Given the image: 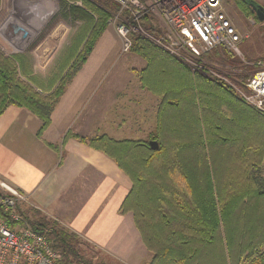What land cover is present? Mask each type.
<instances>
[{"label":"trees","instance_id":"1","mask_svg":"<svg viewBox=\"0 0 264 264\" xmlns=\"http://www.w3.org/2000/svg\"><path fill=\"white\" fill-rule=\"evenodd\" d=\"M236 1L259 21L250 6L251 1L258 4L255 0ZM82 2L69 8L83 21L84 33L73 44L77 50L68 49L46 84L30 75L24 54L7 55L0 48V115L10 105L26 107L42 119L40 133L49 126L66 87L121 8L116 0ZM16 18L9 9L0 27ZM142 22L151 34H161L152 15ZM130 50L147 61L135 69L142 85L161 97L148 139L86 137L73 131L64 139L76 137L105 152L130 177L121 211L134 213L153 254L149 264H264V110L239 98L218 76H193L187 65L142 34H132ZM203 57L209 63L238 61L225 48ZM258 63L242 62L241 71L230 75L247 90ZM150 139L158 140L159 148L152 149ZM18 209L19 222L2 210L0 215L12 227L21 223L45 235L60 253V264H107L88 256L81 238L58 221L27 205Z\"/></svg>","mask_w":264,"mask_h":264},{"label":"crops","instance_id":"2","mask_svg":"<svg viewBox=\"0 0 264 264\" xmlns=\"http://www.w3.org/2000/svg\"><path fill=\"white\" fill-rule=\"evenodd\" d=\"M257 1L264 6V0ZM28 4L30 17L44 15L35 11L43 3ZM155 20L162 28L163 22ZM121 45L120 35L108 27L66 87L42 133L43 121L30 109L6 108L0 115V178L24 195V205L79 236L96 261L149 264L153 254L134 213L121 211L132 187L130 177L105 152L76 137L64 139L68 131L86 137L105 134L117 140H144L150 132L147 126L131 124V114L142 116L137 109L139 98L150 92L142 87L135 67L114 70ZM138 56L132 55L134 60ZM131 110L129 117L125 112Z\"/></svg>","mask_w":264,"mask_h":264},{"label":"rangeland","instance_id":"3","mask_svg":"<svg viewBox=\"0 0 264 264\" xmlns=\"http://www.w3.org/2000/svg\"><path fill=\"white\" fill-rule=\"evenodd\" d=\"M34 1H39L40 3H43L41 8H35V11L38 10L41 13L44 11V15L42 17H37L35 19L32 18L33 16L30 17V9L27 8V6L30 5L28 3ZM255 1L258 2L257 0ZM73 3L79 6H82L83 4L82 0H76L75 2L67 0H1L0 26L3 20L5 19L7 13L9 12V9L10 14L17 15L18 18H16L13 24H4L2 27H0V48L7 55L24 54L25 56H22L23 58H27L26 65L29 68L30 75L33 77L40 78V81H43V83L46 84V82H48L49 79L52 78V73L58 68L59 64L66 56V52L68 51V49L71 47L70 52L72 53L77 50V46H74L73 44L77 43L79 39L78 37L84 33L82 29L83 21L73 17L70 13L69 8ZM223 9L224 11H226L227 15L232 20V23L242 36V40L239 43V49L241 53H235L226 49L228 53L232 55L233 60H238L239 62L237 61L234 65L223 64L222 62H218L216 60L212 61V63H209L205 57H203L204 60L196 59L188 61L186 59H182L185 61H180L187 65L188 68H190L193 76L197 75L198 72L205 76H218L220 78L228 80L231 84H239V78H233L231 77V75H235V73L241 71L240 67L242 65V62H259L258 64H264V22H256L255 19H252L253 16L248 14L247 16L246 12H243L240 6H238L236 0H223ZM116 13L113 14V17ZM118 13H120L119 18H115V16L113 19H109L108 26L106 27V29L108 27L114 28L121 37L122 45L121 49L118 52V55L116 56L117 61L114 63V70H119L123 68L132 69V67H135L136 69L140 70L147 65V61L143 57L141 58L138 55H135V53L132 52L130 49L128 51L124 50V38L118 31L117 22L122 21L126 23V26L129 28L128 36L131 37V39L132 34H142L150 40H152V37L154 36H159V34H151L145 28L143 22L141 24H128L131 23V20L126 19L127 11L123 10L122 12ZM62 22L64 25L62 24ZM28 26L30 28H33L30 29L31 31L23 38L22 33L24 29H26V27ZM133 26H138L139 28ZM161 30H163V28H161ZM87 34L90 35L89 32ZM200 50L198 49V56H203L206 52L203 53L202 49ZM132 55L138 56L136 57L137 59L134 60ZM183 56H187L186 52H184ZM138 59L144 61L137 62ZM195 63L200 64V67H194ZM203 63H206L208 65L207 68L203 67ZM233 66H236V68ZM22 79L25 81L27 80L24 77H22ZM228 81L226 82L227 84H229ZM131 86L133 87V85ZM131 86L129 85L128 87L132 89ZM142 87L146 91L150 92V94H154L143 85ZM238 87L239 89H241V91H237V96L239 98H242L240 96L241 92H249L248 89L246 90L240 85H238ZM229 88L234 93L236 92L234 91L233 87L231 88L229 86ZM150 94L147 93V96H143L142 94V96L139 98L141 100V103L137 109L142 114L140 118H137V116L136 118H133V114H131V112H133L132 110L129 112H125V114H127V116L129 117L131 114V124L133 126L136 124H140L141 128L147 126L148 132L154 130L157 125L158 105L160 103L161 98L157 94H154L156 95V98L148 97ZM132 109H135L133 104ZM149 133L146 134L145 139H148ZM21 205L25 206L26 204L24 205V203L21 202Z\"/></svg>","mask_w":264,"mask_h":264},{"label":"built area","instance_id":"4","mask_svg":"<svg viewBox=\"0 0 264 264\" xmlns=\"http://www.w3.org/2000/svg\"><path fill=\"white\" fill-rule=\"evenodd\" d=\"M116 1L121 5L118 12L127 11L126 19L131 20L128 24H141L146 14L159 18L163 30L159 36L152 37V41L179 60H202L198 49L203 53L215 48L241 53L239 43L242 36L224 11L223 0ZM118 12L115 18H119ZM117 24L124 38V50L128 51L132 44L129 28L125 22ZM184 52L187 56H183ZM259 65L260 68L245 83L249 92H241L240 96L248 104L264 110V64ZM195 66L200 67V64L195 63ZM227 85L233 87L236 94L241 91L239 84L229 82ZM22 200L24 195L0 178V209L17 222L21 220L17 206ZM60 258V253L45 235L21 223L12 227L0 215V264H60Z\"/></svg>","mask_w":264,"mask_h":264},{"label":"water","instance_id":"5","mask_svg":"<svg viewBox=\"0 0 264 264\" xmlns=\"http://www.w3.org/2000/svg\"><path fill=\"white\" fill-rule=\"evenodd\" d=\"M250 6L252 10L255 12L258 20L264 22V6L260 4H256L252 1L250 2ZM149 145L152 149L159 148V142L154 139L149 140Z\"/></svg>","mask_w":264,"mask_h":264},{"label":"bare ground","instance_id":"6","mask_svg":"<svg viewBox=\"0 0 264 264\" xmlns=\"http://www.w3.org/2000/svg\"><path fill=\"white\" fill-rule=\"evenodd\" d=\"M62 24H63V22H62ZM64 25V24H63ZM67 25V24H66ZM32 27V26H31ZM61 27V26H60ZM65 27V26H64ZM33 28V27H32ZM32 28H30L29 26L28 27H26V29H24V31H23V38L31 31L30 29H32ZM59 33V32H58ZM20 35V34H19ZM48 43H49V41H48ZM47 44V43H46ZM49 52V51H48Z\"/></svg>","mask_w":264,"mask_h":264}]
</instances>
